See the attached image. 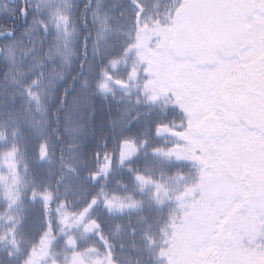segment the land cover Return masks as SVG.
Returning <instances> with one entry per match:
<instances>
[{
    "label": "snow or ice",
    "instance_id": "snow-or-ice-1",
    "mask_svg": "<svg viewBox=\"0 0 264 264\" xmlns=\"http://www.w3.org/2000/svg\"><path fill=\"white\" fill-rule=\"evenodd\" d=\"M163 9L0 3V264H264V0Z\"/></svg>",
    "mask_w": 264,
    "mask_h": 264
},
{
    "label": "trees",
    "instance_id": "trees-1",
    "mask_svg": "<svg viewBox=\"0 0 264 264\" xmlns=\"http://www.w3.org/2000/svg\"><path fill=\"white\" fill-rule=\"evenodd\" d=\"M2 2H3V0H0V3H2ZM165 2H166V0H163V3H164V4H165ZM2 73H3V68L0 67V75H2ZM58 92H59V90H57V96H56V98L53 100V102H52V104H51V106H50V109H49V115H50V116H51V108L55 107L56 103L58 102V99H59ZM70 96H71V93H70ZM69 98H70V97H69ZM108 103L112 104L113 107L115 108V102H114V101L109 100ZM100 105H101V102L98 101V108L100 107ZM61 114H62V112H61ZM144 211H145V213L149 216V218H151V217L155 214V208H154V207H153L152 209H149V208L146 206L145 209H144ZM118 219H120V220L123 222L126 218H124V217H120V218H118ZM133 224L137 226V229L141 228L142 226L144 227V224H143V223H139V224H137V221L135 220V218H133ZM113 226H114V225H113ZM127 228H128V226H127V224L125 223V224H124V228H123V236H122V238L124 239L125 244H126L125 251H126L127 253L130 254V257H131V260H132V264H135V261H136L137 258H139L140 261H141V263H142V262L145 261L144 256L138 255V253L141 252L140 249H136V250H133V249H132V247H131L132 241H133L134 239H136V238L131 237V236L128 235ZM136 246H137L136 248H140V247H141V244H140V243H136ZM146 264H152V262H151V261H148V263H146Z\"/></svg>",
    "mask_w": 264,
    "mask_h": 264
},
{
    "label": "rangeland",
    "instance_id": "rangeland-1",
    "mask_svg": "<svg viewBox=\"0 0 264 264\" xmlns=\"http://www.w3.org/2000/svg\"><path fill=\"white\" fill-rule=\"evenodd\" d=\"M156 3H159V2L157 1ZM143 228L144 227L142 226L141 228H139L137 230L136 236L134 237L136 239H134V240H135V243H140L141 244V247L140 248H136V249H140L141 250V252L138 253V255L144 256L145 261L142 262L141 264H146V263H148V261H151V260L149 258L150 257V253L145 248L146 242L140 238Z\"/></svg>",
    "mask_w": 264,
    "mask_h": 264
}]
</instances>
